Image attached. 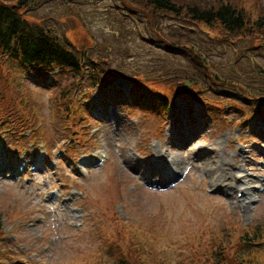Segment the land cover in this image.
<instances>
[{
  "label": "rangeland",
  "instance_id": "374dc122",
  "mask_svg": "<svg viewBox=\"0 0 264 264\" xmlns=\"http://www.w3.org/2000/svg\"><path fill=\"white\" fill-rule=\"evenodd\" d=\"M236 1L253 16L264 14V0ZM35 5L39 14L54 16L58 30L80 51L100 64L111 57L121 71L151 79L148 85L156 92L171 94L173 83L191 77L214 87L219 75L231 82L227 89L234 93L226 99L223 91L206 94L221 103L222 114L185 98L164 115L151 106L129 110L117 99L94 111L87 103L83 112L87 96L94 95V103L99 97L92 88L88 92V79L57 74L48 78L58 80V87H44L40 78L35 86L21 87L2 66L0 92L6 87L9 95L27 99L38 127L33 135L1 127L0 263L133 264L128 255L137 251L135 264H264V118H249L258 103L240 96L264 90V38L246 36L231 45L209 40L218 29L195 23L191 30V22H182L184 28L165 20L160 27H174L167 40L206 51L207 65H201L189 53L171 52L154 41L163 38L147 37L149 29L118 0ZM122 82L115 84L118 97L128 93ZM77 123L88 125L77 127L83 133L79 140L66 132ZM102 152L108 159L95 167ZM22 159L30 162L19 169ZM225 159V169L238 178L234 195L246 194L243 188L250 186L257 197L248 209L211 185Z\"/></svg>",
  "mask_w": 264,
  "mask_h": 264
},
{
  "label": "trees",
  "instance_id": "16d2710c",
  "mask_svg": "<svg viewBox=\"0 0 264 264\" xmlns=\"http://www.w3.org/2000/svg\"><path fill=\"white\" fill-rule=\"evenodd\" d=\"M38 1L45 0H0V68L5 65V68L11 70L15 74L13 80L18 85L23 84L22 78H25V74L33 72L36 77H44L45 79L57 68L58 74L62 73L74 78L84 77L87 72L91 71L90 78L96 83V86L103 85V88H105L107 82L112 84L116 79L114 76L118 73L117 69L101 66L91 59H86L87 53L85 50L80 51L81 48L58 30L54 23L55 18L53 15H41L37 10H34L38 8L35 5ZM118 1L135 12L136 17L142 21L145 30L149 29L150 34L147 37L153 40L155 37L163 38L166 42L161 40L154 41L170 51L176 49V52L182 54L189 53L197 64L207 65L208 55L206 51L201 45L179 42L172 38L167 40L165 38L168 37L166 34L174 29V27H166L167 25L175 24L179 25V27L187 28L182 23L187 21L191 22V25L194 24L191 30L196 27L195 23L208 30L218 29L219 33L209 35V40L218 39L231 45H235L239 39H243L246 36H253L254 40L259 37L264 38V36H261L264 35V14L253 16L247 7L237 3L236 0H224L216 5L206 3L204 0ZM259 12H262V9H259ZM165 20L171 23L160 27ZM175 21H180V23H174ZM169 34L172 35L171 33ZM216 76L220 85L224 87L230 86L231 82L226 77ZM129 77L132 80L138 79L135 76L129 75ZM146 80L148 84L151 83V79L147 78ZM185 80L191 82L190 87L184 85ZM177 82V86L175 83L177 89L189 96H198L201 91V80L199 79L192 77L183 78ZM135 84L144 94L139 95L137 102L142 101L145 105L155 107L161 112L166 111L175 102V93L171 94L172 96L161 92L155 93L151 92L149 88L145 89V85L139 82H135ZM61 90L63 92V88ZM244 96L250 100L264 103L263 89L258 91L257 94H253L251 91L245 92ZM28 106V100L23 96L16 93L9 95L7 88H3L0 92L1 127L4 126L6 132L35 134L38 126L34 117L29 114ZM1 127L0 131H4ZM255 237L257 238V236L252 235L251 239ZM260 240L262 238L259 237L256 242L259 243ZM198 246L200 247V245ZM137 253V251L129 253L135 261L137 260ZM90 254L98 257L96 253ZM239 260L242 261L241 259ZM249 263L250 261L248 263L245 262V264ZM115 264L127 263L124 260H120Z\"/></svg>",
  "mask_w": 264,
  "mask_h": 264
},
{
  "label": "bare ground",
  "instance_id": "6f19581e",
  "mask_svg": "<svg viewBox=\"0 0 264 264\" xmlns=\"http://www.w3.org/2000/svg\"><path fill=\"white\" fill-rule=\"evenodd\" d=\"M161 155H164V154H161ZM226 163H227V159L222 161V164L220 167H218L217 165L216 170L218 171L217 172L218 174L214 176L215 179L214 181H211V185L216 188H218V186L224 188L225 192L230 195L232 203H234L235 205L240 203V205L242 204L244 207L248 209L249 203L256 201L257 197L253 193V189L250 186L243 188V190H246V194H242L241 198H238L234 195L235 191L237 190L236 188L237 184H236L235 179H238V178L234 172H232L231 170L228 171L225 169L224 165ZM82 170H84V167H82ZM261 170L264 171V166L261 167ZM228 179L230 181H228Z\"/></svg>",
  "mask_w": 264,
  "mask_h": 264
}]
</instances>
